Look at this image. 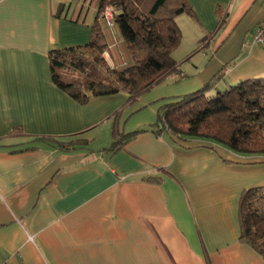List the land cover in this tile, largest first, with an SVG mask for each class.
<instances>
[{"label":"crops","instance_id":"obj_1","mask_svg":"<svg viewBox=\"0 0 264 264\" xmlns=\"http://www.w3.org/2000/svg\"><path fill=\"white\" fill-rule=\"evenodd\" d=\"M187 1L195 18L184 23L211 33L204 48L176 49L179 71L128 104L124 93L80 103L52 79L48 52L88 43L99 0H0V264H264L238 241L239 195L264 186V154L150 131L102 152L114 130L152 124L224 66L218 90L264 77V45L250 40L264 0ZM100 20L102 58L131 65L117 26ZM255 120L264 134V108ZM76 133L87 146L41 139Z\"/></svg>","mask_w":264,"mask_h":264},{"label":"trees","instance_id":"obj_2","mask_svg":"<svg viewBox=\"0 0 264 264\" xmlns=\"http://www.w3.org/2000/svg\"><path fill=\"white\" fill-rule=\"evenodd\" d=\"M105 7L110 8L112 22L133 59L131 65L120 70L110 68L102 58L107 48L100 25ZM180 15L195 18L187 0H99L88 43L48 52L54 83L69 90L80 103L89 96L113 93H124L128 104L133 103L179 71L172 53L182 38L175 22ZM201 47L202 43H198L186 58ZM225 67L198 90L161 105L152 124L127 134L114 130L115 140L102 152L113 153L137 134L150 131L156 136L167 134L170 139H201L236 153L264 154V134L255 120L257 111L264 108V77L249 78L218 90L216 85L223 80ZM117 114L114 112L112 117ZM77 134L66 141L41 139L60 150L87 146L88 140L76 137ZM238 220V241L264 261V186L240 193Z\"/></svg>","mask_w":264,"mask_h":264},{"label":"rangeland","instance_id":"obj_3","mask_svg":"<svg viewBox=\"0 0 264 264\" xmlns=\"http://www.w3.org/2000/svg\"><path fill=\"white\" fill-rule=\"evenodd\" d=\"M184 19L189 20L190 18H188V16H186V15H181V17L176 22L179 29L182 30L183 35H184L183 39L181 38V42H180L179 46L176 48L177 49V52H175L176 58H179L178 56L183 55L184 52H185V54L186 53L190 54L191 52H193L195 50L197 44L202 43V45H203V43L208 39V36L210 35L209 33H205L204 35H202V37H200L201 35H199V37H196V36H198L197 35L198 33L196 34L194 32V29H191L189 26H187L184 23ZM196 38L197 39L199 38L198 39L199 42L198 41L195 42ZM202 39H205V40L200 42V40H202ZM202 48H204V47L202 46L200 49H202ZM195 53H197V51L194 52L193 54H195Z\"/></svg>","mask_w":264,"mask_h":264},{"label":"built area","instance_id":"obj_4","mask_svg":"<svg viewBox=\"0 0 264 264\" xmlns=\"http://www.w3.org/2000/svg\"><path fill=\"white\" fill-rule=\"evenodd\" d=\"M101 19L109 26L113 24L109 7H105ZM250 36V40L253 44L264 45V19L253 28Z\"/></svg>","mask_w":264,"mask_h":264}]
</instances>
